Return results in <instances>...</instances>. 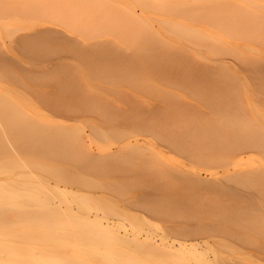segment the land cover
I'll use <instances>...</instances> for the list:
<instances>
[{
	"label": "rangeland",
	"instance_id": "1",
	"mask_svg": "<svg viewBox=\"0 0 264 264\" xmlns=\"http://www.w3.org/2000/svg\"><path fill=\"white\" fill-rule=\"evenodd\" d=\"M7 1L8 3H6ZM19 1L20 3L17 4ZM27 1L28 2L31 1V4L28 3ZM30 1L29 0H17V2L16 0L0 1V9H2L0 11V43H1L0 58L3 60L2 61L0 59L2 61V62L0 61L1 62L0 68L1 69L5 68L4 70L6 72V74L4 70L0 72V86L2 87L0 88L4 89L3 87H5L6 89H8L10 91V94L13 97L17 98L22 104L24 103L30 104V102H32L33 104L34 102V105L39 107V109L42 111V113L45 115V117L48 120L47 119L44 120L43 115L40 116L38 114H35L34 115L35 118L33 119H28V118L25 119L24 111L27 110L24 107L18 108L22 112H18L17 116L27 121L25 129L18 131L6 130V132L10 137V140H12V144H10L11 147L7 146L8 148V150H6L7 152L4 151V149L2 148L4 144L3 140L0 141V170H1L0 187L2 189L0 195V204H1L0 229L2 232L1 242L4 245L0 250V255L3 256L2 261L8 264H13V263L14 264H264V218L257 217L255 218L254 221H250L251 224H245L244 222H241L240 227L236 226L232 223V221L229 222L230 221L228 220L229 216L226 215L228 214L229 207L230 208H235V207L232 206L233 204L230 206H226L227 202L223 199L222 196H219V194L215 195L216 193L215 194L213 193V198L212 197L209 198L207 196H212V194L211 195L204 194L203 196H200L201 194L199 195L196 192L194 193V195L192 194L190 195V193L188 194V191L187 194L191 196L190 198L187 197L189 199L178 196L181 195L180 193H182L185 196L186 193L184 191L186 190L178 191L177 197H179V199L177 198L178 201L175 199L176 201L174 200L175 202H173V203H177V205L180 207H177L176 204H174L175 206L174 205H169L168 207L163 206L162 211H160L162 213L155 212L154 214L152 213L151 215L143 211L142 210L143 208L141 207H139V209L138 207H136L137 209L135 208L133 210H123V208L126 207L124 205V201L134 196H138L140 192L143 190L142 186H145L146 189V185L144 184H147L146 183L147 179L144 178V175H142L141 178V174H140L141 172L140 170H138L141 169L142 168L141 166L144 165L145 163L144 160L125 157L123 159L115 158V160L113 161L114 163L112 162L111 164L108 165H102L97 163L86 164V161H84L83 159V152H80L81 147L79 143L76 141V139L73 137L74 132L76 130H80L81 132L87 133L88 137L86 139L87 142L90 143V148L94 151H101V152L108 150L113 151L116 148L123 146L127 142H132V143L137 142L145 147H147V145H150V147L152 148L154 147L158 149L156 150L158 153L153 152L150 149L149 150L146 149V150L152 152L149 158L155 163H157L159 167L161 166V168H164L166 163H171V165L182 169H190L192 167L194 170L198 171L202 176L219 178V176L227 168L230 169L234 168L237 170L244 166H249L254 169L261 168L263 169L262 171H264V149H261L264 148L261 147L262 145H264V140L262 139L264 138L263 135L264 133V78H263L264 70L263 69L264 67H262V63H264V0H254V1L239 0L240 1L239 4L242 3L241 4L242 6L240 5L241 7L240 6L238 7L239 9L237 8L238 5L236 6L233 5L234 3L237 4V2H234L233 4H227L228 8L233 9V11H236L234 12V14L233 12H230L226 8L224 9L223 7H219L218 9L212 8L213 6H216L218 3H219L218 5L220 6L222 5L220 4L221 1L212 3L211 2L212 0H200V1L193 0L195 2H193L192 0H184L185 1L184 4H183V0H181L182 5L180 3V0H175V1L163 0L162 2L161 0H159V3L158 0H153V1L152 0H143V1L142 0L139 1L82 0V2L81 0H75L78 2L75 3L77 5L79 3L80 4L82 3L81 5L84 4L83 5L84 7L81 6V8H83L82 10L81 8L77 7V5L75 6L73 3V5L75 6L74 8L77 9L79 8L78 10L82 11V12L79 11L80 14L77 13L76 16L81 17L82 16L81 13L82 14L84 13L83 14L84 16L81 17L82 19L79 18L78 21L80 22L81 20L82 27L80 26L79 30H82L83 34H81V31L79 30L77 31L75 29V28L78 29V26L80 25V23L77 22L75 23V21L78 20L77 17L73 16L74 19L75 18L77 19L75 21L73 20V22L75 24H78V26L76 27V25H74V23L72 22V25L75 26L72 29L73 31H71V27H70L71 25L68 22V20L70 21V19L71 20L73 19L70 18V16L72 17V15L76 14V9L74 12L72 11L73 8L72 9L69 8L70 9V10L68 9L69 11H67L65 8L71 7L72 2H75L74 0L69 1V3L71 2L69 6H65L69 4L67 0H66L67 4L66 1L63 2L64 0L60 1L62 2L60 3V6H58L59 1L57 0H56L57 4H55L54 2L55 0L54 1L41 0L42 3L40 2V0H38L37 3H35L37 0H30ZM44 1H48V2L45 3ZM134 1L137 3H135ZM176 1H179L178 2L179 4ZM224 1L227 0H223V2ZM2 2L4 5H2ZM49 2L50 4L51 2L55 4V7L57 6L56 10L58 9L62 11L60 7L62 8L63 6H65L63 7L64 9L61 13L62 15L65 14V10H66L67 16L66 18H64L67 20L66 22L65 20H63V18H61L62 15H60L61 13L59 14V11L54 10L52 12L51 9L53 8V5H49ZM168 2L169 3L171 2L170 4L172 7L167 6L169 5ZM38 3L48 4L49 7L52 6L50 8L51 11L50 10L48 11V9L46 8L48 7L47 5L43 4L41 5L42 6L41 7L40 5H38ZM140 3L144 7V9H142L141 5H139ZM8 4H12V7L11 5ZM33 4H36L43 9H47L44 10L46 11V13H43L44 12L43 9L39 10V8H35L36 6H34ZM161 4L163 7L164 5H166V7H164V9L166 8L165 9L166 11L162 9ZM172 4H174V7ZM146 5H148V7ZM3 6L5 7L4 9ZM176 6L179 8H177ZM127 7L129 8V10L126 9ZM155 7L156 9L157 8L158 9L155 10ZM159 7L161 11L163 10L162 12L160 11L161 13L158 12ZM167 7H169L168 9L169 12L167 11ZM197 7L199 8L201 7L200 8L201 11L203 9H204L203 11H205L207 10V8L211 7L210 13L212 14L214 13V17L213 15L210 14L212 16V18L210 17L211 22L209 21L208 17L202 14L203 12L202 13L197 12L199 10V8ZM203 7H205L206 9ZM26 8L28 9V11H26ZM100 8H103V11L104 9H106L107 11L103 13V11H100L101 10ZM107 8L109 9L110 12L108 11ZM111 8L114 10H111ZM188 9L189 11L193 10L194 12L197 9L196 12L201 17L196 16L195 18V15L192 14L193 11L189 12ZM126 10L128 11L126 12ZM182 10L183 12L188 11L184 14H187L188 16L189 13L190 15L189 18L185 19L186 15H184L183 18V12H180ZM16 11L18 12V14ZM114 11L116 12L112 13ZM129 11L133 13L132 15L135 18L132 15L131 16L129 14H128L129 16L127 15ZM176 11H178V13L179 12L181 13V15L179 14L181 17L178 14H177L178 17L173 14L170 15V13H177ZM4 12H6L7 14ZM68 12H70L69 13L70 15H68ZM118 12L119 14H117ZM197 13L196 15H198ZM114 15L118 17L115 18ZM121 15L122 16L124 15L125 17L124 16L122 17ZM120 16L122 17V19ZM52 17H55L54 20L50 19ZM57 17L60 19L58 20ZM62 17H64V15ZM83 17L85 19H83ZM89 17L91 19H89ZM126 18H127V22L125 21ZM128 19L129 20L132 19V20L129 21ZM61 20H63L65 24H63L62 23L63 21ZM143 21H145L149 26L147 24L144 25ZM163 21L164 23H162ZM172 22L174 24H177V26H174ZM105 23L107 25H105ZM230 23L231 25L229 26ZM99 24H101V26ZM181 26L185 28L183 29L181 28ZM175 27H177V29H175ZM224 27H226V29H224ZM106 28H108V31ZM180 28L181 31L183 30L182 33H180ZM74 29L76 30L75 32ZM46 31L49 35H47ZM187 31L189 32V34ZM112 32H115V34H113ZM33 33H35V35ZM41 33L44 35L46 33L45 35L46 37L43 35L44 39L42 36H41L42 38L40 37ZM61 33L63 34L62 36ZM227 33H229L230 35L227 36ZM21 34L23 35L25 34V35L23 36ZM26 34H31L30 35L31 37L29 35L26 36ZM32 34L34 36H36L37 34L36 36L37 39L34 36H33L34 38L31 39ZM183 34L184 35L188 34L190 37L187 35V37L185 36L186 37L185 38L184 36H182ZM235 34L238 39L235 37ZM56 35L58 36V38L56 37ZM63 36L65 38H63ZM24 37H26L25 39L27 43L24 42L23 40ZM27 38L28 40L30 38L29 42L32 40L33 44L31 42L29 43ZM69 38H71V40ZM72 38L73 39L75 38L74 41ZM66 39L69 40L65 41ZM153 39L154 41H152ZM142 42L145 43L143 45H146V47L142 45ZM150 42L152 44L156 43L157 48L155 47V45H152ZM81 43L83 45H81ZM149 43L152 45L151 48H150L151 45ZM54 44L56 46H53ZM159 44H161L160 46L164 47L165 49L164 48L161 50L158 49ZM66 45L68 47H64ZM153 46L155 49L153 48ZM218 46L221 48H219ZM116 48H119L118 49L119 51ZM113 49L116 50L114 51ZM29 50H31L30 51L31 53L29 52ZM50 50H52V52L49 53ZM120 50L122 51L120 52ZM176 50H179L180 52ZM53 51L54 53H56V55L53 53ZM74 51L75 54L73 53ZM77 51H79L80 53L82 52L83 54L82 53L80 54ZM93 52L95 55H93ZM112 52H114L115 55L114 53L112 54ZM171 52L174 53V56L175 55H179V56L174 57L173 53ZM76 53H78V55ZM121 53H123V55ZM181 54H183V56ZM37 55L38 57H36ZM104 55L105 56L108 55V57L107 56L104 57ZM111 55L113 58L111 57ZM166 55L168 56L167 58ZM184 55L187 56L188 58L185 57ZM180 56L184 58V59L182 58V61L185 60L184 64L188 61V63H186L187 65L185 64L184 66L183 64L182 66L183 62H181ZM131 59L132 60L134 59L133 60L134 62ZM175 61L177 63H175ZM253 61L255 62V64L252 63ZM109 63L110 65H108ZM154 63L156 64L154 65ZM162 63L163 64L166 63V64L162 65ZM240 63H243L244 67ZM188 64L189 65L191 64L190 67ZM192 64L195 65L193 66ZM18 65L20 66L19 68ZM159 65H161L162 67H159ZM167 65H169L170 67L169 70L172 69L169 72L171 73V75L168 74L169 76H166L169 71L167 69ZM198 65L199 68L197 67ZM7 66L9 68H7ZM174 66L177 67V70L179 71L183 70L184 72L183 71H181V73L179 71L175 72L176 68ZM191 66H193L194 72ZM256 66L260 68H257ZM68 67L71 69H69ZM157 67L159 68L156 69ZM182 67L183 69L181 70L178 69ZM186 67L187 68L189 67L187 70L188 73L186 71L187 69ZM119 68H121V71ZM160 68L164 69L163 72L166 71L165 72L166 75L162 71H158L160 70ZM9 70H11L10 72L12 73H9ZM104 70L107 71V73H110V75L106 74ZM154 70L155 71L157 70L159 73L158 72L155 73ZM97 71L99 75L101 74L100 75L101 78L106 77L105 78L106 81L103 78L100 79V76H98ZM227 71L230 72L228 73ZM261 71L262 73H260ZM69 72L70 75L67 76ZM192 72L194 74L191 77L190 75L192 74ZM198 72L201 75V77L199 76ZM225 72L228 73V75L225 74ZM71 73L73 75H71ZM174 73H176L175 77H173L175 75ZM256 73L259 74L260 76H258ZM12 74L14 76L16 74V77H13ZM177 74L179 75L181 74V75L178 76ZM229 74L236 78L235 79L233 77L234 81L233 80L231 81L233 82L232 84H230L229 82L232 79L231 76L229 78ZM106 75H108L109 77H107ZM116 75H118L117 78ZM159 75L161 79H159L160 78ZM161 75L162 76L165 75L166 77L163 78L164 76L162 77ZM112 76L114 77L113 78L114 80L112 79ZM170 76L173 77V79ZM193 77H195L197 80L193 79ZM198 77L201 79H199ZM205 78H207V80ZM237 78L239 82L236 81ZM178 80L181 82H179ZM199 80H201L202 83H200ZM123 81H125L126 85ZM189 81L194 83L193 84L194 86L191 83H189ZM227 81L229 83H227ZM205 83H207V85ZM64 84L65 86H63ZM197 84L198 85L201 84V86L200 85L198 86ZM234 84L236 86H234ZM208 87L210 88L208 89ZM72 88L73 89L78 88V89L72 91L73 90ZM227 88L229 89V92L231 91V93L235 91L236 94L234 93L233 94L237 96L231 95L228 92ZM111 89H112V93L110 92ZM185 90L190 92H186ZM213 90L214 92H212ZM66 91L68 92V95ZM73 92L76 93L74 94ZM126 92H128L129 94ZM48 93L53 95H49ZM71 93L73 98L74 99L76 98L75 99L76 101L74 99H71L72 97L69 96L71 95ZM124 94H126V96ZM48 95L50 98L48 97ZM66 96H68L69 98L67 99ZM64 97L66 99H64ZM198 97H204L207 99H209L208 97L211 98L230 97L234 100V102L240 99L239 101H241V103L235 102L234 105L231 104L232 107L230 104H228L230 105V108H228L226 105L225 109L227 108V110L225 114L216 115L215 117H213L215 119L217 118V121H215V123L213 121H206V122L198 121L196 123L195 122L191 123V126L194 123L193 127L195 128L193 127L189 129L185 128L182 126V124L184 125L185 122L181 121V115L182 116L187 115L188 112L185 111L186 112L185 113L183 111L191 107L189 106L187 107L186 105H183L184 107L182 105L178 106L179 101L182 100L180 104L182 103L185 104L188 100L195 102ZM70 99L73 101V103ZM129 99H131V101ZM132 99H134V101ZM4 100L6 101V99ZM58 100L60 102L59 105H58L59 103ZM65 100H69V101L66 102ZM167 100H170V102ZM95 101L96 103L97 102L98 103L103 102V103L97 104L96 107ZM123 101L126 103H124ZM137 101L138 103H136ZM64 102H66V104ZM81 102H84L85 104L83 103L82 105ZM92 102L93 104H95L94 105L95 107L93 106ZM139 102L141 103V106H139L140 105ZM71 103L73 104L72 106ZM175 104L177 106H175ZM77 105L79 106V108L76 107ZM98 105H102L101 107L99 106L102 111L98 108ZM103 105L105 106L107 105L108 108L105 109L106 107ZM51 106H53L52 108L55 107L56 109L54 108L55 110L53 109L54 111H52L50 108L51 110L50 111L48 107ZM69 106L70 109L68 108ZM112 106L114 107L112 108ZM169 106H171L172 109H170ZM135 107L137 108V110L140 111L142 110V111L141 112L138 111L140 112L138 113ZM182 107L184 108V110ZM200 107L203 109L202 106ZM59 108H61V110ZM90 108L92 109L91 111ZM234 108L235 110L236 109L237 110L235 111ZM58 109L61 112L57 113L56 111H59ZM75 109L76 111L77 110L78 111L76 112ZM119 109L121 110V112L119 111ZM194 109H196V106H194ZM79 110L81 113V114L79 113L80 116L76 114L79 112ZM95 110L97 111V114ZM112 110L116 112L114 113ZM154 111L156 112L154 113ZM99 112L102 118L101 116L100 117L98 116L100 115ZM122 112H124V114H122ZM157 112L160 115H157ZM55 113L58 115H56ZM125 114L126 116L124 118L123 115ZM129 114L131 115V117L132 116L133 117L130 118ZM150 114L151 116H149ZM152 114H156L157 115L156 117L157 118L159 117L161 120H158L159 118L158 119L154 118L155 115ZM119 115L121 116L118 117ZM77 116H79V118ZM137 116L139 117L141 116L140 119ZM146 116H148V119L150 118L151 120L149 119L150 120L149 121L147 119L146 121ZM227 116L229 117L233 116V117L229 118ZM239 118L240 120H236ZM107 119L109 120L107 121ZM121 120H123V123H121ZM129 121L131 122L133 121L132 124L131 123L129 124ZM126 122L128 123L126 124ZM209 122L211 123L209 124ZM133 123L135 124L133 125ZM117 124L118 125L120 124V126H117ZM234 126L235 129L236 127L239 129V130L236 129V131L238 130L240 134H241L240 130H242L243 133L248 131L247 134H249V136L247 135L246 136L247 138L245 137V134L242 133L243 137L245 138V141H242L243 143L240 142L241 144H244L246 142L247 144H249L248 146H250L252 143H255L251 147H248V149L246 150L247 152L244 151L239 154L240 157H242V160L237 166H233L231 164L234 159L238 158L237 153L233 155L231 153H230L231 155L226 154L231 151L228 150L236 142H234L233 139L230 138L228 139L229 136L226 137L224 135L226 134L225 132H227V134H229L230 132L234 133L235 129L230 131L231 128H234ZM173 128L175 130L172 132ZM200 128L203 130H201ZM215 129L216 131H213ZM222 129H225V131L223 130V132H221ZM155 130L157 133L155 132ZM255 130H257L258 132ZM146 131L148 133H146ZM252 131H254V133ZM256 132L257 133L261 132L262 137L261 136L257 137L258 134L256 136ZM208 133H211V135L210 134L208 135ZM261 133H259V135H261ZM12 134L13 136L22 135L23 137H25V140L23 141V145L22 144L20 145L19 143L13 141V139L11 138ZM190 134L194 135L195 139L197 138L196 141L192 140L193 138L189 137ZM240 134H236V135H240ZM125 136L127 138H125ZM187 136L189 137L188 139ZM223 136H225L226 138ZM52 137H54V140L52 139L54 142L51 140L50 141L53 143H51L50 141L48 142L47 138H52ZM216 137L218 140H216ZM121 139L123 142L121 141ZM226 139H228V141ZM170 140L171 143L179 141L182 144V146H180V148L177 149H173V148L168 149L164 147L162 142L166 141L167 143H169L168 141ZM223 140L226 142L224 143ZM41 141L42 143L38 144ZM249 141H251V143H249ZM20 142H22V140ZM218 143L221 146V148H219L220 146H218ZM202 144L208 147L209 149L208 153L209 155H211V159L208 161V163L210 165L206 163L205 166L201 164V161L194 160L195 158L192 159L188 158V156L184 154L185 151L189 150V152L190 151L193 152L190 153V155L195 156V154H198L200 151L199 149H197V147H201ZM222 145H224L225 147L224 146L222 147ZM27 147H29V149ZM217 147L219 148L218 150ZM11 148L13 149L14 152L12 151ZM51 152L54 154H52ZM233 152L234 151L232 150V153ZM46 153H49L51 155H48ZM202 154L205 155L207 153L204 152ZM116 160L119 162H117ZM225 161L229 162L230 164L228 166L222 165V163L221 165H215L217 162H218L217 164H220V162H225ZM117 168H119L120 170ZM115 170L116 171L118 170V172H115ZM97 172L100 173L98 174ZM102 172L104 173L102 174ZM112 172L117 174L116 175L112 174ZM162 175H160L162 178L159 177L160 182L162 181V179L164 180L165 177L166 179L162 181L163 183L174 182L172 177H169L164 174ZM68 180L74 182L77 185V188H75L73 192H66L57 187V186L63 187L64 184L63 181H68ZM243 186L245 188H243ZM246 186L248 189L246 188ZM147 187H149L148 184ZM101 188H103L104 190ZM239 189L245 193H251L255 197H252L254 198V200L243 199L239 202V204H237V206L248 207L252 205L253 210H255L256 207L264 209V180L253 181L248 185H242V187H240ZM92 194H94L96 198H92L91 197ZM49 197L51 198V200L54 199L59 200L61 209H58L53 205H51L50 203H47L48 201L47 199ZM161 198L163 197H160L159 199ZM203 200H205V203L203 202ZM222 200H224L225 202H221ZM149 201L153 202L154 200L150 199ZM12 203H15L16 205H12ZM213 206L215 207L213 208ZM217 206L218 208H221L223 211L221 209H217ZM94 209H99L100 213L104 214L105 216L111 219H114L117 222L114 221L115 223L109 227H101L99 222L97 221H93V222L85 221L83 217L86 215L87 212ZM224 211L226 213H223ZM214 214L216 215V217ZM219 215L226 216V219L228 220L227 221L228 224L226 222L216 223L217 217ZM189 217H192L193 219L190 221L191 218L189 219ZM246 217L248 219H251V216H246ZM213 223H215V225ZM189 229H191L192 231ZM195 231L199 233L198 234L199 236L202 235V237L199 238V236H197L196 238ZM167 232L169 234L167 235V237H165ZM212 232L215 235L214 234L212 235ZM215 232H217L220 235L216 234ZM134 234L137 237V239H140L141 241L132 239L131 237ZM173 234H176L177 236L179 235L178 236L179 240H182V238L180 237H182L183 234L186 237H190L191 242L194 245L190 247L189 252H185L181 254H177V253L164 254L159 249H157L156 246L152 245L155 243L156 244L159 243L161 241V238H163L168 242H170V244H172L174 247H177L178 246L177 240L174 241L175 242L174 244L172 243L171 237L174 236ZM189 234L190 236H188ZM207 234L208 235L211 234V235L208 236ZM223 235H225V237ZM13 237L16 238L15 241L14 240L11 241V238ZM233 239L236 240L234 241ZM152 240L154 241L153 243ZM6 243L15 244L18 249V255H7L5 252ZM187 249H185V251Z\"/></svg>",
	"mask_w": 264,
	"mask_h": 264
},
{
	"label": "bare ground",
	"instance_id": "2",
	"mask_svg": "<svg viewBox=\"0 0 264 264\" xmlns=\"http://www.w3.org/2000/svg\"><path fill=\"white\" fill-rule=\"evenodd\" d=\"M1 1V0H0ZM5 1V0H4ZM13 1V0H12ZM30 1V0H29ZM43 1V0H42ZM49 1H54V0H49ZM57 1H59V4H58V6H60V3H62V2H60V1H63V0H57ZM57 1L55 0L54 2H55V4H57ZM66 0H64L63 2H65ZM68 1V3H69V1L70 0H67ZM67 1H66V4H67ZM73 1V0H72ZM75 1V0H74ZM87 1V0H86ZM85 1V2H86ZM137 1H139V0H137ZM143 1V0H142ZM141 1V2H142ZM153 1V0H152ZM163 0H161V2H162ZM168 1V0H167ZM166 1V2H167ZM173 1V0H172ZM175 1V0H174ZM193 1V0H192ZM197 1H200V0H197ZM221 1V3L220 4H222L221 6L220 5H216V6H218V7H216V6H213L212 8H216V9H218L219 7H223L224 9L226 8L227 10H229L230 12H233V14H234V12H236V11H233V9H230V8H228V5L227 4H233L234 2H237V4H233L234 6H236V5H238L237 6V8L242 4H239L240 3V1L239 0H227V1H224L223 2V0H212L211 2L212 3H216V2H220ZM249 1H254V0H249ZM16 2H17V0H16ZM16 2H14V3H16ZM28 2V1H27ZM27 2H26V4H27ZM38 2V0L35 2V3H37ZM40 2H41V0H40ZM45 3L46 2H48V1H44ZM77 1H75V2H72V6L71 7H66L65 9L67 10V11H69L70 9H72V11H74L75 12V9H76V14L75 15H72V17L70 16V18H73L72 20L70 19V18H68V19H70V21L68 20V22L70 23V27H71V31H73L72 29H73V27H75V26H73L72 25V22H73V20L75 21V20H77V21H75V23L77 22V23H80V25L78 26V24H75L74 22V25H76V27L78 26V29L77 28H75L77 31L80 29L79 27L81 26V20H80V22H78L79 21V18H81L82 16H84L82 13H81V17H79V16H76L77 15V13H79V11H81V10H78L79 8H81V6H83V5H81L80 3L77 5V4H75ZM81 2H82V0H81ZM135 2V1H134ZM165 2V3H166ZM177 3L179 2V1H176ZM182 1L180 0V3H181ZM184 0H183V4H184ZM189 2V1H188ZM188 2H186V3H188ZM193 2H195V1H193ZM6 3H8V1L6 2ZM11 3V2H10ZM20 3V1L17 3V4H19ZM22 3H23V1H22ZM25 3V2H24ZM28 3H30L31 4V1L30 2H28ZM42 3V2H41ZM45 3H43L44 5H47L48 6V4H45ZM73 3H74V5L76 6L77 5V7H79L78 9L77 8H74L75 6L73 5ZM78 3V2H77ZM135 3H137V2H135ZM158 3H159V0H158ZM169 3V2H168ZM171 3V2H170ZM169 3V5H167V6H171V4ZM212 3H210V4H212ZM43 4H40V3H38V5H43ZM55 4H53L52 2H51V4H50V2H49V5H53V8L55 7ZM63 4H65V3H63ZM71 4V2L68 4V5H65V6H69ZM89 4V3H88ZM110 4V3H109ZM176 4V3H175ZM179 4V3H178ZM2 5H4L3 4V2H2ZM8 5H11V7H12V4H8ZM34 6H36L35 8H39V10H42L43 8H41L40 6H38V5H36V4H33ZM80 5V6H79ZM92 5V4H91ZM107 5V4H106ZM127 5H129V4H127ZM132 5V4H131ZM138 5V4H137ZM139 5H141V3L139 4ZM151 5V4H150ZM173 5V7H174V4H172ZM177 5V4H176ZM181 5H182V3H181ZM17 6V5H16ZM29 6H32V5H29ZM38 6V7H37ZM65 6H63V7H65ZM105 6V5H104ZM134 6V5H133ZM147 7H148V5H146ZM153 6V5H152ZM152 6H149V7H152ZM161 6H162V4H161ZM227 6V7H226ZM233 6V7H234ZM242 6V5H241ZM240 6V7H241ZM18 7V6H17ZM52 6H48V7H46L47 9H48V11L50 10V8H51ZM57 7V6H56ZM56 7L53 9H51L52 10V12L55 10V11H59V14L63 11V7L61 8L60 7V9H62V11L61 10H56ZM84 7V6H83ZM99 7V6H98ZM111 7V6H110ZM121 7V6H120ZM119 7V8H120ZM135 7V6H134ZM141 7H142V9H144V7L141 5ZM164 7H166V5H164ZM164 7L162 6V9H164ZM172 7V6H171ZM177 7V6H176ZM175 7V8H176ZM202 7V6H201ZM200 7V8H201ZM5 7L3 6V9H4ZM7 8V7H6ZM29 8V7H28ZM35 8H33V9H35ZM59 8V7H58ZM70 8V9H69ZM146 8V7H145ZM177 8H179V7H177ZM197 8H199V7H197ZM199 8V10L197 11V9H196V11L199 13V12H203L202 14L204 15V16H206V17H208L209 18V21H210V19L212 18V16L211 15H213V17H214V13L212 14V13H210V8L211 7H209V8H207V10H205V11H201V9ZM203 8H205V7H203ZM15 9V8H14ZM19 9V8H18ZM17 9V10H18ZM22 9H23V6H22ZM47 9H43V11L44 10H47ZM69 9V10H68ZM82 10H83V8H81ZM86 9V8H85ZM99 9V8H98ZM101 10L100 11H103V8H100ZM108 9V8H107ZM122 9V8H121ZM126 9H128L129 10V8L127 7ZM131 9V8H130ZM158 9V8H157ZM156 9V7H155V10H157ZM166 9V8H165ZM164 9V10H165ZM168 9H169V7H167V11H168ZM206 9V8H205ZM222 9V8H221ZM239 9V8H238ZM2 9H0V11H1ZM30 10V9H29ZM50 10V11H51ZM66 10H65V14H63L64 15V17H62L63 15H62V13L60 14V15H62L61 16V18H63V20H65V22L67 21L66 19H64V18H66V14H67V12H66ZM78 10V11H77ZM94 10V9H93ZM111 10H114V9H112L111 8ZM128 10H126V12L128 11ZM148 10V9H147ZM195 10V9H194ZM6 11V10H5ZM20 11H23V10H20ZM26 11H28V9L26 8ZM32 11V10H31ZM43 11H41V12H43ZM72 11H70V12H72ZM105 11H107L106 9H104V11H103V13L105 12ZM108 11H109V9H108ZM161 11V9H160V7H159V11L158 12H160ZM163 11V10H162ZM161 11V12H162ZM166 11V10H165ZM173 11V10H172ZM188 11H189V9H188ZM188 11H184L183 12V10L182 11H180V12H183V18H184V15H186V17H185V19L186 18H189V13H188V16H187V14H184V13H186V12H188ZM191 11V10H190ZM189 11V12H190ZM193 11V10H192ZM191 11V12H192ZM192 12V14H194L195 15V18H196V16H199V14L197 13V12ZM3 12V11H2ZM17 12V11H16ZM24 12H25V10H24ZM52 12H50V13H52ZM70 12H68V15H70L69 13ZM82 12V11H81ZM94 12H96V11H94ZM110 12V11H109ZM116 11H114V12H112V13H115ZM133 12V11H132ZM160 12V13H161ZM169 12V11H168ZM171 12V11H170ZM177 13H170V15H175V16H177V14L179 15H181V13L179 12L178 13V11H176ZM206 12V13H205ZM207 12H209V13H207ZM213 12H214V10H213ZM240 12H241V10H240ZM4 13H6V12H4ZM40 13V12H39ZM43 13H46V11H44ZM49 13V14H50ZM64 13V12H63ZM108 13V12H107ZM121 13H123V12H121ZM196 13L198 14V15H196ZM200 13V14H201ZM7 14V13H6ZM17 14H18V12H17ZM25 14V13H24ZM37 14V13H36ZM57 14V13H56ZM58 14V15H59ZM73 14V13H72ZM80 14V13H79ZM110 14V13H109ZM117 14H119V12L117 13ZM116 14V15H117ZM132 15L133 13H131V11H129L128 13H127V15ZM141 14V13H140ZM139 14V15H140ZM191 14V13H190ZM206 14V15H205ZM209 14V15H208ZM211 14V15H210ZM47 15V14H46ZM105 15V14H104ZM111 15H113V14H111ZM128 15V16H129ZM179 15V16H180ZM202 15V16H203ZM238 15V14H237ZM6 16V15H5ZM43 16V15H42ZM49 16V15H48ZM48 16H46V17H48ZM52 16H55V15H52ZM73 16H75V17H77V19L75 18L74 19V17ZM97 16V15H96ZM102 16V15H101ZM100 16V17H101ZM115 16V15H114ZM122 16V15H121ZM120 16V17H121ZM124 16V15H123ZM122 16V17H123ZM133 16V15H132ZM193 16V15H192ZM191 16V17H192ZM45 17V18H46ZM69 17V16H68ZM118 17V16H117ZM116 16H115V18H117ZM122 17H121V19H122ZM125 17V16H124ZM134 17V16H133ZM140 17V16H139ZM178 17V16H177ZM181 17V16H180ZM199 17H201V16H199ZM211 17V18H210ZM44 18V19H45ZM54 18L55 17H52V18H50L51 20L53 19L54 20ZM58 18V17H57ZM109 18V17H108ZM114 18V17H113ZM127 18H129V17H127ZM127 18H126V22H127ZM135 18V17H134ZM138 18V17H137ZM198 18V17H197ZM203 18V17H202ZM47 19H49V18H47ZM60 18H58V20H59ZM82 19V18H81ZM83 19H85L84 17H83ZM89 19H91L90 17H89ZM104 19V18H103ZM56 20V19H55ZM63 20H61V21H63ZM97 20V19H96ZM106 20V19H105ZM113 20V19H112ZM112 20H110V21H112ZM129 20V19H128ZM132 20V19H131ZM131 20H129V21H131ZM134 20V19H133ZM193 20H195V19H193ZM196 20H198V19H196ZM200 20V19H199ZM205 20V19H204ZM203 20V21H204ZM229 20V19H228ZM60 21V22H61ZM88 21V20H87ZM90 21V20H89ZM94 21V20H93ZM109 21V22H110ZM136 21V20H135ZM161 21V20H160ZM165 21V20H164ZM164 21L162 22V23H164ZM91 22V21H90ZM96 22V21H95ZM107 22V21H106ZM125 22V23H126ZM144 22V25L145 24H147L145 21H143ZM148 22V21H147ZM168 22V21H167ZM202 22V21H201ZM205 22V21H204ZM211 22V21H210ZM232 22V21H231ZM63 24H65L64 23V21L62 22ZM86 23V22H85ZM89 23V22H88ZM97 23V22H96ZM99 23V22H98ZM116 23V22H115ZM119 23V22H118ZM169 23V22H168ZM218 23V22H217ZM114 24V23H113ZM112 24V25H113ZM127 24V23H126ZM125 24V25H126ZM150 24V23H149ZM172 24H174L173 22H172ZM180 24V23H179ZM178 24V25H179ZM67 25V24H66ZM90 25V24H89ZM100 26H101V24H99ZM103 25V24H102ZM105 25H107L106 23H105ZM118 25H120V24H118ZM123 25H124V23H123ZM148 25V24H147ZM165 25H168V24H165ZM224 25V24H223ZM231 25V23L229 24V26ZM69 26V25H68ZM117 26V25H116ZM122 26V25H121ZM149 26V25H148ZM170 26V25H169ZM172 26V25H171ZM174 26H177V24H174ZM185 26H187V25H185ZM219 26V25H218ZM82 27V26H81ZM92 27V26H91ZM97 27V26H96ZM119 27V26H118ZM123 27V26H122ZM126 27V26H125ZM132 27V26H131ZM134 27V26H133ZM66 28H67V26H66ZM69 28V27H68ZM111 28V27H110ZM140 28H142V27H140ZM145 28H146V26H145ZM150 28V27H149ZM181 28H185V27H182L181 26ZM181 28H180V33H182L183 32V30L181 31ZM233 28V27H232ZM70 29V28H69ZM74 29V32L76 31ZM93 29V28H92ZM102 29H103V27H102ZM105 29V28H104ZM107 29V31H108V28H106ZM133 29V28H132ZM144 29V28H143ZM174 29V28H173ZM175 29H177V27H175ZM179 29V28H178ZM219 29V28H218ZM224 29H226V27H224ZM51 30V29H50ZM88 30V29H87ZM111 30V29H110ZM125 30V29H124ZM222 30H223V28H222ZM52 31V30H51ZM50 31V32H51ZM79 31H81V34H83V32H82V30H79ZM104 31H106V30H104ZM115 31H117V30H115ZM129 31H131V30H129ZM175 31V30H174ZM185 31H186V29H185ZM219 31V30H218ZM242 31V30H241ZM55 32V31H54ZM94 32V31H93ZM110 32V31H109ZM121 32V31H120ZM127 32V31H126ZM173 32V31H172ZM176 32V31H175ZM188 32V31H187ZM194 32V31H193ZM43 33H44V31H43ZM46 33H47V31H46ZM46 33H45V35H46ZM65 33V32H64ZM78 33V32H77ZM86 33H87V31H86ZM99 33V32H98ZM107 33V32H106ZM113 34H115V32H112ZM117 33V32H116ZM122 33V32H121ZM178 33V32H177ZM179 33V34H180ZM186 33V32H185ZM184 33V34H185ZM192 33V32H191ZM191 33H190V35H191ZM202 33V32H201ZM234 33V32H233ZM34 35H35V33H33ZM32 34V38L31 39H33L34 37H36L37 36V34H36V36H34ZM40 34V33H39ZM55 34V33H54ZM93 34V33H92ZM110 34V33H109ZM120 34V33H119ZM139 34V33H138ZM143 34V33H142ZM182 35V36H186L187 37V35L189 34V32H188V34L187 35ZM196 34V33H195ZM224 34H226V33H224ZM21 35H23V34H21ZM25 35V34H24ZM23 35V36H24ZM27 35H31V34H26V36ZM43 35L44 34H42L41 33V35H40V37L42 36L43 37ZM44 35V36H45ZM47 35H49L48 33H47ZM60 35V34H59ZM63 34L61 33V36H62ZM65 35V34H64ZM78 35H80V34H78ZM128 35V34H127ZM144 35V34H143ZM152 35V34H151ZM230 34L229 33H227V36H229ZM28 36V37H29ZM34 36V37H33ZM68 36V35H67ZM132 36V35H131ZM155 36V35H154ZM181 36V35H180ZM189 36V35H188ZM233 36V35H232ZM31 37V36H30ZM41 37V38H42ZM46 37V36H45ZM54 37V36H53ZM56 37L58 38V36L56 35ZM140 37H141V35H140ZM152 37V36H151ZM157 37V36H156ZM185 37V38H186ZM190 37V36H189ZM235 37H236V34H235ZM20 38H21V36H20ZM23 38V37H22ZM26 37H24V42H26L27 43V41H26V39H25ZM39 38V37H38ZM56 38V39H57ZM63 38H65L64 36H63ZM199 38V37H198ZM237 38V37H236ZM36 39H37V37H36ZM43 39H44V37H43ZM60 39V38H59ZM70 40H71V38H69ZM69 39H66L65 41H67V40H69ZM73 39V38H72ZM75 39V38H74ZM74 39H73V41H74ZM143 39V38H142ZM149 39H150V37H149ZM188 39V38H187ZM235 39V38H234ZM238 39V38H237ZM20 40V39H19ZM22 40V41H23ZM27 40H28V38H27ZM29 40H30V38H29ZM29 40H28V42H29ZM46 40V39H45ZM54 40V39H53ZM139 40H141V39H139ZM147 40V39H146ZM254 40V39H253ZM35 41V40H34ZM47 41H49V40H47ZM72 41V42H73ZM76 41V40H75ZM152 41H154V39L152 40ZM151 41V42H152ZM23 42V43H24ZM32 44H33V41L31 40L30 41ZM29 42V43H30ZM38 42V41H37ZM41 42V41H40ZM55 42H57V41H55ZM130 42V41H129ZM144 42H145V40H144ZM144 42H142V45L143 44H145ZM149 42V41H148ZM150 42V43H151ZM22 43V44H23ZM50 43V42H49ZM53 43H54V41H53ZM60 43V42H59ZM76 43V42H75ZM75 43H74V45H75ZM79 43V42H78ZM77 43V44H78ZM104 43V42H103ZM149 43V44H150ZM155 43V42H154ZM212 43V42H211ZM214 43V42H213ZM252 43H253V41H252ZM1 44V43H0ZM35 44V43H34ZM46 44V43H45ZM56 44V43H55ZM53 45V46H56V45ZM112 44V43H111ZM148 44V45H149ZM152 44V43H151ZM150 44V45H151ZM162 44V43H161ZM161 44H159V47H161L160 45ZM208 44H210V43H208ZM215 44V43H214ZM24 45V44H23ZM47 45V44H46ZM51 45V44H50ZM73 45V44H72ZM81 45H83L82 43H81ZM152 45H155V47H156V43L155 44H152ZM152 45L150 46V48L152 47ZM158 45V44H157ZM206 45H207V43H206ZM27 46V45H26ZM30 46H31V44H30ZM71 46V45H70ZM109 46H112V45H109ZM136 46V45H135ZM144 47H146V45H143ZM143 46H142V48H143ZM163 46V45H162ZM29 47V46H28ZM27 47V48H28ZM58 47V46H57ZM60 47H62V46H60ZM64 47H68L67 45L66 46H64ZM79 47V46H78ZM106 47V46H105ZM113 47H114V45H113ZM116 47H117V44H116ZM140 47V46H139ZM148 47V46H147ZM158 47V49H163L164 47H161V48H159ZM219 47V46H218ZM26 48V49H27ZM39 48V47H38ZM41 48V47H40ZM71 48V47H70ZM77 48V47H76ZM124 48V47H123ZM149 48V49H150ZM153 48H154V46H153ZM152 48V49H153ZM157 48V47H156ZM168 48V47H167ZM215 48V47H214ZM219 48H221V47H219ZM33 49V48H32ZM46 49V48H45ZM44 49V50H45ZM60 49V48H59ZM65 49V48H64ZM67 49V48H66ZM69 49V48H68ZM107 49V48H106ZM109 49V48H108ZM117 50L119 49V48H116ZM115 49V50H116ZM122 49V48H121ZM141 49V48H140ZM146 49V48H145ZM155 49V48H154ZM165 49V48H164ZM40 50V49H39ZM42 50V49H41ZM70 50H72V49H70ZM78 50V49H77ZM81 50H83V49H81ZM85 50V49H84ZM100 50V49H99ZM114 50V49H113ZM114 50V51H115ZM123 50V49H122ZM122 50H120V52L122 51ZM31 50H29V52H30ZM65 51V50H64ZM94 51V50H93ZM110 51V50H109ZM119 51V50H118ZM176 51H179V50H176ZM175 51V52H176ZM50 52H52V50H50L49 51V53ZM56 52V51H55ZM78 53H80L79 51H77ZM101 52V51H100ZM108 52V51H107ZM124 52V51H123ZM144 52V51H143ZM180 52V51H179ZM31 53V52H30ZM53 53H54V51H53ZM57 53H58V51H57ZM60 53V52H59ZM74 54H75V51L73 52ZM78 53H76L77 55H78ZM82 53V52H81ZM80 53V54H81ZM91 53V52H90ZM106 53V52H105ZM114 52H112V54H113ZM129 53V52H128ZM148 53V52H147ZM160 53V52H159ZM158 53V54H159ZM165 53V52H164ZM168 53V52H167ZM171 53H173V52H171ZM239 53V52H238ZM1 54V53H0ZM55 55H56V53H54ZM83 54V53H82ZM118 54V53H117ZM122 55H123V53H121ZM184 54V53H183ZM183 54H181L182 56H183ZM32 55V54H31ZM35 55V54H34ZM51 55H53V54H51ZM58 55V54H57ZM93 55H95L94 54V52H93ZM114 55H115V53H114ZM129 55V54H128ZM128 55H126V56H128ZM162 55H163V53H162ZM169 55H170V53H169ZM240 55V54H239ZM44 56V55H43ZM42 56V57H43ZM81 56V55H80ZM85 56V55H84ZM88 56V55H87ZM107 57H108V55H106ZM105 55H104V57H106ZM110 56V55H109ZM119 56V55H118ZM117 56V57H118ZM151 56V55H150ZM172 56V55H171ZM173 56H174V53H173ZM177 56H179V55H175L174 57H177ZM182 56H180L181 58H180V60H181V62H183L182 63V66H183V64H184V61L185 60H183L182 61ZM185 56V55H184ZM193 56V55H192ZM1 57V56H0ZM35 57V56H34ZM36 57H38V55L36 56ZM45 57V56H44ZM43 57V58H44ZM93 57H95V56H93ZM93 57H92V59H93ZM111 57H112V55H111ZM123 57V56H122ZM148 57V56H147ZM159 57V56H158ZM168 56L166 55V58H167ZM185 57H187V56H185ZM236 57V56H235ZM238 57V56H237ZM85 58V57H84ZM88 58V57H87ZM95 58H97V57H95ZM100 58V57H99ZM103 58V57H102ZM113 58V57H112ZM126 58V57H125ZM132 58V57H131ZM171 58V57H170ZM188 58V57H187ZM193 58V57H192ZM1 59V58H0ZM78 59V58H77ZM101 59V58H100ZM105 59V58H104ZM130 59V58H129ZM160 59V58H159ZM173 59V58H172ZM184 59V58H183ZM234 59V58H233ZM239 59V58H238ZM237 59V60H238ZM243 59V58H242ZM2 60V59H1ZM0 60V61H1ZM89 60V59H88ZM132 60V59H131ZM134 60V59H133ZM132 60V61H133ZM154 60V59H153ZM161 60H163V59H161ZM165 60V59H164ZM177 60V59H176ZM178 60H179V58H178ZM190 60V59H189ZM3 61V60H2ZM1 61V62H2ZM158 61V60H157ZM0 62V63H1ZM101 62V61H100ZM107 62V61H106ZM109 62V61H108ZM111 62V61H110ZM119 62V61H118ZM134 62V61H133ZM147 62V61H146ZM155 62H156V60H155ZM170 62V61H169ZM174 62V61H173ZM180 62V61H179ZM189 62H191V61H189ZM194 62V61H193ZM192 62V63H193ZM7 63H10V62H7ZM102 63H104V62H102ZM153 63V62H152ZM158 63V62H157ZM171 63V62H170ZM175 63H177L176 61H175ZM186 63H188V61L186 62ZM185 63V64H186ZM239 63V62H238ZM252 63H254L255 64V62L253 61ZM5 64V63H4ZM86 64V63H85ZM91 64V63H90ZM94 64V63H93ZM156 63H154V65H155ZM161 64V63H160ZM164 64H166V63H164ZM163 63H162V65H164ZM181 64V63H180ZM185 64H184V66H185ZM240 64H242V66H243V63H240ZM257 64V63H256ZM264 63H262V67H264V65H263ZM68 65V64H67ZM70 65V64H69ZM88 65V64H87ZM107 65V64H106ZM108 65H110V63L108 64ZM112 65V64H111ZM175 65H177V64H175ZM187 65V64H186ZM189 65V64H188ZM191 65V64H190ZM190 65H189V67H190ZM193 66L195 65V64H192ZM201 65V64H200ZM245 65V64H244ZM253 65V64H252ZM5 66V65H4ZM13 66V65H12ZM22 66V65H21ZM57 66V65H56ZM65 66V65H64ZM72 66V65H71ZM122 66V65H121ZM166 66V65H165ZM172 66H173V64H172ZM193 66H191L192 67V69H193ZM261 66V65H260ZM1 67V66H0ZM20 66L18 65V68H19ZM23 67V66H22ZM58 67V66H57ZM70 67V66H69ZM68 67V68H69ZM86 67V66H85ZM92 67V66H91ZM90 67V68H91ZM101 67H102V65H101ZM115 67V66H114ZM147 67H149V66H147ZM156 67V66H155ZM159 67H162L161 65H159ZM159 67H157L156 69H158ZM175 67V66H174ZM178 67H179V65H178ZM188 67V68H189ZM198 68H199V65L197 66ZM200 67H202V66H200ZM220 67V66H219ZM244 67V66H243ZM248 67H249V65H248ZM257 67V66H256ZM7 68H9L8 66H7ZM93 68V67H92ZM104 68V67H103ZM108 68V67H107ZM122 68V67H121ZM121 68H119L120 69V71H121ZM169 65H167V69L169 70ZM176 69H175V72L176 71H179V70H177V67H175ZM187 68V67H186ZM188 68L186 69V71L188 70ZM205 68V67H204ZM246 68H247V65H246ZM257 68H260V67H257ZM1 69V68H0ZM5 69V68H4ZM4 69H1L0 70V72L2 71V70H4ZM60 69V68H59ZM69 69H71V68H69ZM101 69V68H100ZM178 69H183V67L182 68H178ZM191 69V70H192ZM263 69V68H262ZM17 70V69H16ZM24 70H25V68H24ZM66 70H67V68H66ZM123 70V69H122ZM129 70V69H128ZM151 70H152V68H151ZM165 70H166V68H165ZM170 70H172V69H170ZM170 70L168 71V73H167V75H166V71L165 72H163L164 71V69H161L160 68V70H158V71H162L166 76H169L168 74H170L171 75V73H169L170 72ZM190 70V69H189ZM199 70H201V69H199ZM198 70V71H199ZM205 70V69H204ZM221 70V69H220ZM254 70V69H253ZM264 70V69H263ZM11 70H9V73H12V72H10ZM62 71H63V69H62ZM95 71H96V69H95ZM105 71V70H104ZM110 71H111V69H110ZM157 70L155 71L154 70V72L156 73V72H158ZM181 71H183V70H181ZM181 71H179L180 73H181ZM195 71H196V69H195ZM257 71H259V70H257ZM4 72H5V70H4ZM26 72V71H25ZM67 72V71H66ZM73 72V71H72ZM90 72H91V70H90ZM106 72V74H109L110 75V73H107V71H105ZM137 72V71H136ZM152 72H153V70H152ZM173 72V71H172ZM184 72V71H183ZM183 72H182V74H183ZM193 72H194V69H193ZM192 72V74L190 75L191 77H192V75L194 74ZM203 72V71H202ZM209 72V71H208ZM207 72V73H208ZM228 73L230 72V71H227ZM264 72V71H263ZM8 73V72H7ZM75 73V72H74ZM112 73V72H111ZM159 73V72H158ZM163 73H160V74H163ZM187 73H188V71H187ZM190 73V72H189ZM197 73V72H196ZM201 73V72H200ZM206 73V74H207ZM210 73V72H209ZM228 73H226L225 72V74H227L228 75ZM260 73H262V71L260 72ZM4 74V73H3ZM5 74H6V72H5ZM4 74V75H5ZM14 74V73H13ZM12 74V75H13ZM60 74V73H59ZM97 74H98V76H100L99 75V73H98V71H97ZM115 74V73H114ZM113 74V75H114ZM126 74V73H125ZM129 74V73H128ZM175 75L173 76V77H175L176 76V73H174ZM198 74H199V72H198ZM204 74H205V71H204ZM257 74V73H256ZM8 75V74H7ZM26 75V74H25ZM64 75V74H63ZM70 75V72H69V74L67 75V76H69ZM71 75H73L72 73H71ZM165 75H161L163 78H165L166 76ZM178 76H180L179 74H177ZM196 75V74H195ZM258 76H260L259 74H257ZM264 75V74H263ZM6 76V75H5ZM29 76V75H28ZM45 76V75H44ZM48 76V75H47ZM103 76V75H102ZM107 77H109L108 75H106ZM117 76L118 75H116V78H117ZM153 76V75H152ZM199 76L201 77V75L199 74ZM207 76V75H206ZM205 76V77H206ZM217 76V75H216ZM230 74H229V78H230ZM13 77H16V74H15V76L13 75ZM42 77V76H41ZM74 77V76H73ZM72 77V78H73ZM119 77H120V75H119ZM124 77V76H123ZM159 77H160V75H159ZM171 77V76H170ZM173 77H171L172 79H173ZM185 77H186V74H185ZM188 77V76H187ZM215 77V76H214ZM233 77L234 76H231V80L229 81L230 82V84H232L233 82H231L232 80H233ZM10 78H11V75H10ZM71 78V79H72ZM103 78V77H102ZM101 78V76H100V79H102ZM106 77H104L103 79H105ZM114 77L112 76V79H113ZM115 78V79H116ZM155 78V77H154ZM168 78V77H167ZM199 78V77H198ZM235 78V77H234ZM261 78V77H260ZM264 78V77H263ZM27 79H30V78H27ZM61 79V78H60ZM99 79V80H100ZM121 79V78H120ZM128 79V78H127ZM159 79H161V77L159 78ZM193 79H196L195 77H193ZM199 79H201V78H199ZM203 79V78H202ZM206 80H207V78H205ZM212 79H214V78H212ZM217 79H218V77H217ZM224 79V78H223ZM226 79V78H225ZM236 79V78H235ZM14 80V79H13ZM22 80V79H21ZM67 80H68V78H67ZM77 80V79H76ZM110 80H111V77H110ZM114 80V79H113ZM155 80H157V79H155ZM189 80V79H188ZM197 80V79H196ZM228 80V79H227ZM31 81V80H30ZM78 81H79V79H78ZM77 81V82H78ZM102 81V80H101ZM105 81H106V79H105ZM104 81V82H105ZM160 81V80H159ZM179 81V80H178ZM184 81H185V79H184ZM200 81V83H202L201 82V80H199ZM234 81V80H233ZM236 81H238V78H237V80ZM58 82V81H57ZM75 82V81H74ZM76 82V83H77ZM111 82V81H110ZM124 83H125V81H123ZM179 82H181V81H179ZM188 82V81H187ZM208 82H209V80H208ZM211 82V81H210ZM217 82H219V81H217ZM228 81H227V83H229ZM239 82V81H238ZM260 82V81H259ZM63 83H64V81H63ZM66 83V82H65ZM121 83V82H120ZM189 83H191L192 85L194 84V83H192V82H190L189 81ZM189 83H188V85H189ZM204 83V82H203ZM67 84V83H66ZM75 84V83H74ZM79 84V83H78ZM181 84V83H180ZM206 85H207V83H205ZM209 84H211V83H209ZM125 85H126V83H125ZM130 85V84H129ZM182 85H183V83H182ZM187 85V86H188ZM196 85V84H195ZM198 85V84H197ZM200 86H201V84H199ZM198 85V86H199ZM228 85V84H227ZM263 85V84H262ZM63 86H65V84L63 85ZM77 86V85H76ZM194 86V85H193ZM220 86V85H219ZM218 86V87H219ZM233 86V85H232ZM234 86H236L235 84H234ZM1 87V86H0ZM61 87H62V85H61ZM60 87V88H61ZM69 87V86H68ZM79 87V86H78ZM128 87H130V86H128ZM222 87V86H221ZM231 87V86H230ZM2 88V87H1ZM0 88V141L1 140H3V142H4V144H3V146H2V148L4 149V151H6V150H8V148H7V146L9 147H11V145L10 144H12V140H10V137H9V135H8V133L6 132V130H8V131H11V130H24L25 129V126H26V118H28V119H33V118H35L34 117V115L35 114H38V115H40V116H42L43 115V117H44V120L45 119H47L46 117H45V115L42 113V111L39 109V107L38 106H36V105H34V102H33V104H32V102H30V104L29 103H24V104H22L17 98H15V97H13L11 94H10V91L8 90V89H6L5 87H3L4 89H1ZM59 88V89H60ZM70 88V87H69ZM74 88V87H73ZM72 88V89H73ZM82 88V87H81ZM197 88V87H196ZM203 88V87H202ZM210 87H208V89H209ZM211 88H212V85H211ZM232 88V87H231ZM230 88V89H231ZM236 88V87H235ZM62 89V88H61ZM75 89H78V88H75ZM75 89H73L72 91H74ZM109 89V88H108ZM187 89V88H186ZM194 89V88H193ZM64 90H66V89H64ZM70 90V89H69ZM68 90V91H69ZM82 90H84V89H82ZM107 90V89H106ZM118 90V89H117ZM227 90H228V92H229V89L227 88ZM236 90V89H235ZM240 90V89H239ZM89 91V90H88ZM140 91V90H139ZM138 91V92H139ZM186 92H190V91H187V90H185ZM210 91H211V89H210ZM216 91V90H215ZM237 91V90H236ZM62 92H64V91H62ZM86 92V91H85ZM110 92L112 93V89L110 90ZM212 92H214V90L212 91ZM224 92V91H223ZM227 92V91H226ZM66 93H67V95H68V92L66 91ZM65 93V94H66ZM70 93V92H69ZM74 93V92H73ZM76 93V92H75ZM74 93V94H75ZM79 93V92H78ZM77 93V94H78ZM81 93V92H80ZM115 93V92H114ZM123 93V92H122ZM126 93H128V92H126ZM219 93V92H218ZM231 95H234V94H236V92L234 91V92H232L231 93V91L229 92ZM234 93V94H233ZM49 94V93H48ZM62 94V93H61ZM64 94V93H63ZM85 94V93H84ZM87 94V93H86ZM117 94H119V93H117ZM129 94V93H128ZM131 94V93H130ZM172 94V93H171ZM189 94V93H188ZM198 94V93H197ZM202 94H203V92H202ZM222 94V93H221ZM228 94V93H227ZM49 95H53V94H49ZM49 95H48V97H49ZM80 95V94H79ZM83 95V94H82ZM125 96H126V94H124ZM123 95V96H124ZM132 95V94H131ZM194 95V94H193ZM210 95V94H209ZM43 96V95H42ZM54 96H55V94H54ZM57 96V95H56ZM63 96V95H62ZM62 96H61V98H62ZM69 96H71L72 98L71 99H74L73 98V96H72V93H71V95H69ZM75 96V95H74ZM77 96V95H76ZM119 96V95H118ZM120 96H121V94H120ZM122 96V97H123ZM133 96V95H132ZM191 96H192V93H191ZM202 96V95H201ZM234 96H237V95H234ZM234 96H233V98H234ZM47 97V98H48ZM52 97V96H51ZM101 97V96H100ZM127 97H129V96H127ZM158 97V96H157ZM179 97V96H178ZM37 98V97H36ZM45 98V97H44ZM50 98V97H49ZM55 98V97H54ZM53 98V99H54ZM66 98L68 99L69 97L68 96H66ZM65 97H64V99H66ZM79 98V97H78ZM82 98V97H81ZM93 98V97H92ZM125 98V97H124ZM165 98H166V96H165ZM193 98H195V97H193ZM209 99H207V98H204V97H198L197 99H196V101L194 102V101H190V100H188L186 103H185V101H184V103L185 104H180V102H182V100L181 101H179V104H178V106H180V105H186L187 107L189 106V107H191V108H189V109H187V110H184V106L182 107L183 108V110H181V111H183V112H185V111H187L188 112V114L187 115H181V121H184L185 122V124L183 125L182 124V126L183 127H185V128H191V127H193L194 126V123H193V125L191 126V123L192 122H198V121H213L214 123H215V121H217V118L215 119V118H213V117H215L216 115H223V114H225V112H226V110H227V108L225 109V106L227 105V107L228 108H230V105L232 104V105H234V103L236 102V103H241V101H239V100H236L235 102H234V100L232 99V98H230V97H218V98H211V97H208ZM238 98V97H237ZM4 99H6V101L4 100ZM70 99V100H71ZM76 99V98H75ZM74 99V100H75ZM88 99V98H87ZM97 99V98H96ZM180 99V98H179ZM41 100V99H40ZM45 100V99H44ZM95 100V99H94ZM124 100V99H123ZM130 101H131V99H129ZM133 101H134V99H132ZM166 100V99H165ZM174 100H175V98H174ZM46 101V100H45ZM66 102L67 101H69V100H65ZM72 101V100H71ZM70 101V102H71ZM76 101V100H75ZM78 101V100H77ZM89 101V100H88ZM93 101V100H92ZM97 101V100H96ZM96 101H95V104H96V107H97V104H99V103H103V102H97L96 103ZM102 101V100H101ZM127 101V100H126ZM136 101V100H135ZM167 101H169L170 102V100H167ZM172 101H173V99H172ZM172 101H171V103H172ZM238 101V102H237ZM43 102V101H42ZM57 102V101H56ZM55 102V103H56ZM58 102H59V100H58ZM66 102H64L65 104H66ZM80 102V101H79ZM87 102V101H86ZM90 102V101H89ZM124 102V101H123ZM177 102H178V100H177ZM53 103V102H52ZM72 103H73V101H72ZM71 103V106L73 105ZM82 103V105H83V103L84 102H81ZM80 103V104H81ZM124 103H126V102H124ZM135 103V102H134ZM136 103H138V101L136 102ZM43 104V103H42ZM60 104V102L58 103V105ZM65 104H64V106H65ZM68 104H69V102H68ZM67 104V105H68ZM79 104V105H80ZM85 104V103H84ZM92 104H93V102H92ZM95 104H93V106L95 105ZM139 106H141V103L139 102ZM177 104V103H176ZM175 104V106H177ZM228 104H230V105H228ZM45 105H46V102H45ZM53 105V104H52ZM157 105V104H156ZM172 105H173V103H172ZM232 105H231V107H232ZM238 105V104H237ZM55 106H57V105H55ZM62 106V105H61ZM88 106V105H87ZM92 106V105H91ZM90 106V107H91ZM102 106V105H98V108L100 109V107ZM103 106H105V105H103ZM136 106V105H135ZM138 106V107H139ZM185 106V107H186ZM194 106H196V109H194ZM200 106H202L203 107V109L200 107ZM239 106V105H238ZM237 106V107H238ZM22 107H24L27 111H24L23 113H24V118L25 119H21L20 117H18L17 115H18V112H22V111H20L18 108H22ZM34 107V108H33ZM46 107V106H45ZM53 106H51V107H48L49 108V110H50V108H51V110L52 111H54L55 109L54 108H52ZM77 108H79V106L77 105L76 106ZM83 107V106H82ZM86 107V106H85ZM95 107V106H94ZM94 107H93V109H94ZM106 108L105 109H107L108 107H107V105L105 106ZM114 106H112V108H113ZM116 107V106H115ZM144 107V106H143ZM160 107V106H159ZM170 107V109H172L171 108V106H169ZM173 107V106H172ZM199 107V108H198ZM236 107V106H235ZM11 108H13V109H11ZM47 108V107H46ZM58 108V107H57ZM62 108V107H61ZM61 108H59L60 110H61ZM64 108V107H63ZM69 109H70V106L68 107ZM71 108H73V107H71ZM76 108V109H77ZM87 108H89V107H87ZM92 108V107H91ZM90 108V111L92 110ZM97 108V109H98ZM109 108H111V107H109ZM136 108V107H135ZM134 108V109H135ZM239 108V107H238ZM242 108V107H241ZM240 108V109H241ZM54 109V110H53ZM58 109V110H59ZM76 109H75V111H76ZM96 109V110H97ZM117 109V108H116ZM140 109V108H139ZM179 109V108H178ZM223 109H225V110H223ZM247 109V108H246ZM50 110V111H51ZM56 111L57 113L58 112H61V111ZM85 110V109H84ZM95 110V111H96ZM101 110V109H100ZM160 110H162V109H160ZM202 110V111H201ZM231 110V109H230ZM234 110H235V108H234ZM237 110V109H236ZM235 110V111H236ZM69 111V110H68ZM78 111V110H77ZM76 111V112H77ZM82 111V110H81ZM95 111H93V112H95ZM102 111V110H101ZM109 111V110H108ZM111 111V110H110ZM113 111V110H112ZM118 111V110H117ZM119 111L121 112V110L119 109ZM132 111V110H131ZM136 111L138 112V111H140V110H137V108H136ZM142 111V110H141ZM140 111V112H141ZM146 111V110H145ZM172 111V110H171ZM204 111V112H203ZM62 112H63V110H62ZM105 112V111H104ZM114 113L116 112V111H113ZM133 112H134V110H133ZM140 112H138V113H140ZM156 111H154V113H155ZM163 112V111H162ZM167 112V111H166ZM66 113H67V111H66ZM74 113V112H73ZM79 113H80V110H79V112L78 113H76L77 115H79ZM112 113V112H111ZM129 113V112H128ZM147 113H148V111H147ZM147 113H145V114H147ZM171 113V112H170ZM180 113V112H179ZM186 113V112H185ZM56 114V113H55ZM61 114V113H60ZM81 114V113H80ZM96 114H97V111H96ZM95 114V115H96ZM99 114H100V112H99ZM110 114V113H109ZM121 114V113H120ZM122 114H124V112H122ZM121 114V115H122ZM130 114H132V113H130ZM129 114V115H130ZM144 114V113H143ZM213 114V115H212ZM230 114V113H229ZM232 114H233V112H232ZM234 114H236V113H234ZM56 115H58V114H56ZM65 115V114H64ZM70 115H72V114H70ZM70 115H68V116H70ZM74 115V114H73ZM121 115H119L118 117H120ZM141 115V114H140ZM152 115H155L154 116V118H156V119H158L156 116L157 115H160V114H158V112H157V115L156 114H152ZM162 115V114H161ZM167 115V114H166ZM169 115V114H168ZM80 116V115H79ZM79 116H77L78 118H79ZM99 117L101 116V114L100 115H98ZM113 116V115H112ZM125 116H126V114L125 115H123V117L125 118ZM149 116H151V114L149 115ZM239 116V115H238ZM64 117H66V116H64ZM73 117H76V116H73ZM104 117V116H103ZM108 117V116H107ZM116 117V116H115ZM128 117V116H127ZM133 117V116H132ZM131 117V115H130V118H132ZM137 117H139V116H137ZM141 117V116H140ZM140 117H139V119H140ZM166 117V116H165ZM168 117V116H167ZM227 117H229V116H227ZM230 117H233V116H230ZM229 117V118H230ZM101 118H102V116H101ZM123 118V119H124ZM129 118V119H130ZM143 118H144V116H143ZM235 118V117H234ZM111 119V118H110ZM116 119V118H115ZM122 119V118H121ZM147 119H148V116H146V121H147ZM150 119V118H149ZM148 119V120H149ZM163 119H164V116H163ZM172 119V118H171ZM174 119V118H173ZM179 119V118H178ZM203 119V120H202ZM227 119V118H226ZM231 119H233V118H231ZM48 120V119H47ZM109 119H107V121H108ZM117 120V119H116ZM126 120V119H125ZM143 120V119H142ZM151 120V119H150ZM149 120V121H150ZM158 120H161L160 118L158 119ZM166 120V119H165ZM236 120H240V118L239 119H236ZM49 121H51V120H49ZM106 121V122H107ZM127 121H128V119H127ZM157 121V120H156ZM176 121V120H175ZM233 121V120H232ZM111 122V121H110ZM119 122V121H118ZM133 122V121H132ZM132 122L131 121H129V124L131 123L132 124ZM139 122V121H138ZM145 122V121H144ZM179 122V121H178ZM236 122H238V121H236ZM246 122V121H245ZM113 123V122H112ZM121 123H123V120H121ZM120 123V124H121ZM128 122H126V124H127ZM153 123V122H152ZM156 123V122H155ZM163 123V122H162ZM200 123H202V122H200ZM211 122H209V124H210ZM232 123V122H231ZM240 123V122H239ZM238 123V124H239ZM120 124L118 125L117 124V126H120ZM135 123H133V125H134ZM139 124V123H138ZM144 124V123H143ZM147 124V123H146ZM159 124V123H158ZM157 124V125H158ZM161 124V123H160ZM207 124V123H206ZM213 124V123H212ZM250 124V123H249ZM167 125V124H166ZM203 125V124H202ZM122 126V125H121ZM141 126V125H140ZM147 126V125H146ZM163 126V125H162ZM174 126V125H173ZM239 126V125H238ZM150 127H152V126H150ZM200 127H202V126H200ZM250 127H251V125H250ZM160 128V127H159ZM167 128V127H166ZM193 128H195V127H193ZM197 128V127H196ZM216 128H217V126H216ZM143 129V128H142ZM154 129H155V127H154ZM157 129V128H156ZM163 129H164V127H163ZM187 129V130H188ZM201 129V128H200ZM211 129V128H210ZM233 129H235V126H234V128H231V130L230 131H232ZM236 129H238L237 127H236ZM236 129H235V131H234V133L233 132H230L229 134H227V132H225L226 134H224L226 137H228V139L230 138V139H233L234 140V142H236L228 151H230L229 153H226V151H225V153L226 154H229V155H233V154H236L237 153V155H238V158H236V159H234L233 160V162L231 163L233 166H237V165H239V163L241 162V160H242V157H240V153H242V152H244V151H246L247 149H248V147H251L252 145H254L255 143H252L250 146H248L249 144H247L246 142L244 143V144H241L240 142H242V141H245V138L243 137V135H242V130H240L241 131V134H240V132H238V130L236 131ZM241 129V128H240ZM254 129V128H253ZM175 129L173 128V130H172V132L174 131ZM201 130H203V129H201ZM208 130V129H207ZM223 130L225 131V129H222V131L221 132H223ZM244 130V129H243ZM40 131V130H39ZM160 131H161V129H160ZM198 131V130H197ZM213 131H216V129L215 130H213ZM220 131V130H219ZM246 131V130H245ZM255 131H257V130H255ZM122 132V131H121ZM143 132H144V130H143ZM150 132V131H149ZM155 132H156V130H155ZM207 132V131H206ZM253 133H254V131H252ZM258 132V131H257ZM256 132V136H257V134H258V136L257 137H259V136H261L262 137V133L261 132H259V133H261V135H259V133H257ZM146 133H148L147 131H146ZM153 133V132H152ZM157 133V132H156ZM167 133V132H166ZM165 133V134H166ZM240 134V135H236V134ZM248 133V131H246L245 133H243V134H245V137L248 135L249 136V134H247ZM251 133V132H250ZM14 134V133H13ZM13 134H12V136H11V138L13 139V141H15L16 143H19L20 145L22 144L23 145V141L25 140V137H23L22 135L20 136V135H14L13 136ZM42 134H43V132H42ZM119 134V133H118ZM151 134V133H150ZM169 134V133H168ZM203 134H204V132H203ZM202 134V135H203ZM211 135V133H208V135ZM220 134V133H219ZM218 134V135H219ZM41 135V134H40ZM47 135V134H46ZM134 135H135V133H134ZM164 135V134H163ZM196 135V134H195ZM251 135V134H250ZM263 135H264V133H263ZM121 136V135H120ZM127 136V135H126ZM125 136V138H127ZM179 136V135H178ZM200 136V135H199ZM225 136H223V137H225ZM253 136H254V134H253ZM42 137H44V136H42ZM73 137L76 139V141L79 143V145H80V147H81V150L80 149H78V150H80V152H83V159H84V161H86V164L88 163V164H102V165H108V164H111L114 160H115V158L117 159V158H119V159H123V158H134V159H143L144 160V165L143 166H141L142 168V170L141 169H138V170H140V174H141V178H142V175H144V178L145 179H147L146 180V183L149 185V187H150V189H149V187H147V184H144V185H146V189H145V186H142V191L140 192V194L138 195V196H134V197H132V198H130V199H127L126 201H124V205L126 206V207H124L123 208V210H133V209H135L136 207H138V209H139V207H141V208H143L142 210L143 211H145L146 213H149V214H151L152 215V213L154 214L155 212H160V211H162V207L164 206H169V205H174V204H176L177 205V203H173V202H175L176 200H177V198L179 199V197H177V193H178V191H184V190H186V191H184L186 194H185V196L182 194V193H180L181 195H178V196H181L182 198H186V199H189L191 196H189L188 194L190 193V195L192 194V195H194V193H198L200 196H203L204 194H212V196H207V197H212L213 198V193L215 194V195H217V194H219V196H222L223 197V199L227 202V205L226 206H230V205H232V206H234L235 208H230L229 207V210H228V214H226L227 216H229V218H228V220H230L229 222H231L232 221V223L234 224V225H236V226H239L240 227V225H241V222H244L245 224H251V222L250 221H254L255 220V218H257V217H260V218H264V209H262V208H255V210H253L252 209V205H250V206H243V207H240V206H237V204H239V202L241 201V200H247V199H249V200H254V198H252V197H255L253 194H251V193H245V192H243L242 190H240L239 188L240 187H242V185H248V184H250V183H252L253 181H256V180H261V181H263L264 180V173H262V172H264V171H262L263 169H258V168H251V167H249V166H244V167H241L240 169H230V168H227L220 176H219V178H214V177H209V176H202L198 171H196V170H194L192 167L190 168V169H182V168H179V167H176V166H173V165H171V163H164L165 164V169L164 168H161V166L159 167V165L157 164V163H155L154 161H152L150 158H149V156H150V154L152 153V152H150V151H147L146 149H150L151 151H153V152H156V153H158L156 150H158V149H156V148H152V147H150V145H147V147H145V146H143V145H141V144H139V143H137V142H135V143H132V142H127V143H125L123 146H121V147H118V148H116L115 150H113V151H110V150H108V151H103V152H101V151H94V150H92L91 148H90V143H88L87 142V137H88V134L87 133H85V132H81L80 130H76L75 132H74V135H73ZM119 137V136H118ZM123 137V136H122ZM176 137V136H175ZM190 138H193L192 140H195L196 141V139H195V137H194V135H191L190 134V136H189ZM188 136H187V139L189 138ZM211 137V136H210ZM222 137V136H221ZM225 137V138H226ZM251 137V136H250ZM56 138V137H55ZM124 138V139H125ZM129 138V137H128ZM209 138V137H208ZM224 138V139H225ZM244 138V139H243ZM247 138V137H246ZM254 138V137H253ZM38 139V138H37ZM54 140V137H52V138H47V141L49 142L50 140L51 141H53ZM117 139V138H116ZM170 139V138H169ZM215 139V138H214ZM228 139H226L227 141H228ZM248 139H249V137H248ZM251 139V138H250ZM257 139H259V138H257ZM261 139V138H260ZM263 140H264V138H262ZM22 140V142H20ZM118 140H119V138H118ZM161 140V139H160ZM175 140H177V139H175ZM185 140V139H184ZM191 140V141H192ZM216 140H218L217 139V137H216ZM247 140V139H246ZM262 140V141H263ZM39 141V140H38ZM46 141V140H45ZM50 141V142H51ZM121 141H122V139H121ZM253 141V140H252ZM255 141V140H254ZM260 141V140H259ZM54 142V141H53ZM53 142H51V143H53ZM118 142V141H117ZM123 142V141H122ZM169 143H167L166 141L165 142H162V144H163V146L164 147H166V148H168V149H177V148H180V146H182V144L179 142V141H176V142H172L171 143V140L170 141H168ZM223 142L225 143L226 141H224L223 140ZM230 142V141H229ZM234 142H232V143H234ZM261 142V141H260ZM259 142V143H260ZM40 143H42V141L41 142H39L38 144H40ZM208 143V142H207ZM222 143V142H221ZM243 143V142H242ZM249 143H251V141H249ZM257 143V142H256ZM263 143V142H262ZM261 143V144H262ZM2 144V143H1ZM7 144V145H6ZM27 144H28V141H27ZM55 144V143H54ZM166 144V145H165ZM188 144H190V143H188ZM209 144V143H208ZM214 144V143H213ZM217 144V143H216ZM26 145V144H25ZM47 145V144H46ZM51 145V144H50ZM78 145V144H77ZM211 145V144H210ZM257 145V144H256ZM63 146V145H62ZM218 146H220L219 145V143H218ZM224 145H222V147H223ZM54 147V146H53ZM145 147V148H144ZM213 147H214V145H213ZM225 147V146H224ZM260 147V146H259ZM261 147H264V145H262ZM7 148V149H6ZM28 149H29V147H27ZM26 148V149H27ZM219 148H221V146L219 147ZM218 147H217V150L219 149ZM255 148V147H254ZM256 148H258V147H256ZM12 149V148H11ZM22 149V148H21ZM197 149H199L200 151H199V153L198 154H195V156H192V155H190V153H193V152H189V150H187V151H185L184 152V154H186V156H188V158H195L194 160H197V161H201V164H203V165H205L206 166V163L207 164H209L208 163V161L211 159V155H209V153H208V147H206V146H204L203 144L201 145V147H197ZM226 149H228V148H226ZM250 149V148H249ZM261 149H264V148H261ZM260 149V150H261ZM32 150V149H31ZM49 150V149H48ZM193 150V149H192ZM216 150V149H215ZM232 150L234 151L233 153H232ZM251 150V149H250ZM249 150V151H250ZM12 151H13V149H12ZM50 151V150H49ZM159 151H162V150H159ZM214 151V150H213ZM222 151V150H221ZM262 151V150H261ZM7 152V151H6ZM14 152V151H13ZM19 152V151H18ZM207 153V154H205V155H203L202 153ZM247 152V151H246ZM16 153V152H15ZM52 153V152H51ZM222 153V152H221ZM231 153V154H230ZM2 154H3V152H2ZM46 154H48V155H51V154H49V153H46ZM52 154H54V153H52ZM72 154V153H71ZM81 154V153H80ZM189 154V155H188ZM220 154V153H219ZM244 155V154H243ZM18 156V155H17ZM44 156H46V155H44ZM224 156V155H223ZM45 158H47V157H45ZM217 158V157H216ZM227 159V158H226ZM220 160V159H219ZM117 161V160H116ZM117 162H119V161H117ZM122 162H123V160H122ZM125 162V161H124ZM129 162V161H128ZM114 163V162H113ZM216 163V162H215ZM214 163V164H215ZM218 163V162H217ZM215 164V165H221V163H222V165H226V166H228L230 163L229 162H220V164ZM116 165V164H115ZM120 165V164H119ZM118 165V166H119ZM210 165V164H209ZM208 165V166H209ZM211 165H212V163H211ZM214 165V166H215ZM261 165V164H260ZM98 166V165H97ZM112 166V165H111ZM210 167V166H209ZM212 167V166H211ZM28 168V167H27ZM115 168V167H114ZM113 169V168H112ZM116 169V168H115ZM117 169H119V168H117ZM136 169V168H135ZM109 170H110V168H109ZM120 170V169H119ZM1 171V170H0ZM30 171V170H29ZM84 171V170H83ZM98 171V170H97ZM103 171V170H102ZM105 172V171H104ZM104 172H102V174L104 173ZM114 172V171H113ZM112 172V174H115V173H113ZM115 172H118V170L116 171L115 170ZM98 173V172H97ZM100 173V172H99ZM98 173V174H99ZM108 173V172H107ZM110 173H111V171H110ZM133 173V172H132ZM138 173V174H139ZM96 174V173H95ZM111 174V175H112ZM117 174V173H116ZM115 174V175H116ZM126 174H129V173H126ZM125 174V175H126ZM162 174H164V175H167V176H169V177H172L173 178V183L172 182H167V183H163L162 181H164L165 179H166V177H165V179L163 180L162 179V181L160 182V178L159 177H161L160 175H162ZM122 175V174H121ZM163 176V175H162ZM140 178V179H141ZM162 178V177H161ZM164 178V177H163ZM136 180V179H135ZM64 182V184H63V187H59V186H57L59 189H61V190H63V191H66V192H73L74 191V189L75 188H77V185L74 183V182H72V181H63ZM144 182V181H143ZM41 184V183H40ZM257 184V183H256ZM42 185V184H41ZM254 186V185H253ZM260 186V185H259ZM109 187V186H108ZM263 187V186H262ZM243 188H245L244 186H243ZM246 188H247V186H246ZM101 189H103V188H101ZM182 189V190H181ZM189 189H190V192H189ZM248 189V188H247ZM104 190V189H103ZM192 190V191H191ZM1 191H2V189H1V187H0V195H1ZM187 191H188V194H187ZM193 191H195V192H193ZM249 191V190H248ZM211 192V193H210ZM188 195V196H187ZM214 195V196H215ZM196 196H197V194H196ZM91 197L92 198H96L95 196H94V194H92L91 195ZM160 197H163V198H161V199H159ZM187 197H189V198H187ZM225 197V198H224ZM150 199H152V200H154L153 202H151V201H149ZM176 199V200H175ZM186 199H184V200H186ZM204 199V198H203ZM48 201H47V203H50L51 205H53L54 207H56V208H58V209H61V207H60V202H59V200H56V199H54V200H51V198L49 197L48 199H47ZM175 200V201H174ZM183 200V199H182ZM181 200V201H182ZM224 200H222L221 202H225ZM148 201V202H147ZM178 201V200H177ZM219 201H220V199H219ZM203 202L205 203V200H203ZM207 202V201H206ZM209 202V201H208ZM214 202V201H213ZM216 202H218V201H216ZM248 202V201H247ZM172 203V204H171ZM181 203V202H180ZM215 203V202H214ZM241 203H243V202H241ZM210 204H211V202H210ZM221 204H223V203H221ZM221 204H220V206H221ZM225 204V203H224ZM249 204V203H248ZM12 205H16L15 203H12ZM0 206H1V204H0ZM175 206V205H174ZM194 206V205H193ZM218 206H219V204H218ZM218 206H217V209H221V208H218ZM177 207H180V206H178L177 205ZM192 207V206H191ZM203 207V206H202ZM215 206H213V208H214ZM171 208V207H170ZM212 208V207H211ZM225 208V207H224ZM137 209V208H136ZM190 209V208H189ZM195 209V208H194ZM210 210V209H209ZM222 210V209H221ZM179 211H180V209H179ZM213 211H214V209H213ZM212 211V212H213ZM218 211V210H217ZM223 211V210H222ZM144 212V213H145ZM37 213V212H36ZM160 213H162V212H160ZM193 213V212H192ZM215 213H216V211H215ZM223 213H226L225 211L223 212ZM159 214V213H158ZM164 214V213H163ZM128 215V214H127ZM165 215V214H164ZM215 215V214H214ZM220 216V215H219ZM217 217V221H216V223H222V222H226L227 223V219H226V216H220V217ZM246 216H251V219H248ZM176 217V216H175ZM215 217H216V215H215ZM214 217V218H215ZM191 218V219H190ZM83 219L85 220V221H88V222H93V221H97V222H99V224H100V226L101 227H109V226H111V225H113L115 222H117V221H115L114 219H111V218H109V217H107V216H105L104 214H102V213H100L99 212V209H94V210H90L89 212H87L86 213V215L83 217ZM189 219H190V221L193 219L192 217H189ZM188 220V219H187ZM115 221V222H114ZM258 221H261V220H258ZM258 221H256V222H258ZM256 222H254V223H256ZM214 225H215V223H213ZM212 224V225H213ZM228 224V223H227ZM202 226V225H201ZM209 227V226H208ZM213 227V226H212ZM214 228V227H213ZM178 229V228H177ZM185 229V228H184ZM241 229V228H240ZM250 229V228H249ZM181 230V229H180ZM179 230V231H180ZM183 230V229H182ZM188 230V229H187ZM189 230H191V229H189ZM205 230H206V228H205ZM218 230V229H217ZM192 231V230H191ZM208 231H210V230H208ZM208 231H206V232H208ZM186 232V231H185ZM184 232V233H185ZM196 232V231H195ZM249 232H251V231H249ZM174 233V232H173ZM216 234H218L217 232H215ZM166 234V233H165ZM169 233L167 232V234H166V236L165 237H167V235H168ZM178 234V233H177ZM196 234V238H197V236H199L198 234L199 233H195ZM214 233L212 232V235H213ZM260 234V233H259ZM2 235V232H1V229H0V250L2 249V246H4L3 245V243L1 242V236ZM174 236H172L171 238H172V243L174 244L175 242V240H177L178 241V246L177 247H174L172 244H170V242H168L167 240H165V239H163V238H161V241L159 242V243H155V244H152L153 246H156V248L157 249H159L162 253H164V254H170V253H173V254H175V253H177V254H181V253H185V252H189L190 251V247L191 246H193L194 244L191 242V239H190V237H186L184 234L182 235V237H180V238H182V240H179V235L177 236L176 234H173ZM208 235V234H207ZM211 235V234H210ZM210 235H208V236H210ZM215 235V234H214ZM218 235H220V234H218ZM188 236H190V234L188 235ZM224 237H225V235H223ZM169 237V236H168ZM184 237V238H183ZM186 237V238H185ZM193 237V236H192ZM200 237H202V235L201 236H199V238ZM206 237V236H205ZM228 237H229V235H228ZM231 237H233V236H231ZM132 239H135V240H139V241H141L140 239H137V237L135 236V234L131 237ZM233 238H235V237H233ZM238 238V237H237ZM12 240H16V238L15 237H13V238H11V241ZM29 240H30V238H29ZM143 240H145V239H143ZM234 240V239H233ZM236 240V239H235ZM234 240V241H235ZM244 240V239H243ZM154 241L152 240V243H153ZM189 244H188V243ZM191 242V243H190ZM6 245V248H5V252H6V254L7 255H18V249H17V246L15 245V244H13V243H6L5 244ZM187 248H189V249H187ZM185 249H187L186 251H185ZM180 251V252H179ZM179 252V253H178ZM2 255H0V264H8V263H4L3 261H2ZM14 264V263H13Z\"/></svg>",
	"mask_w": 264,
	"mask_h": 264
}]
</instances>
